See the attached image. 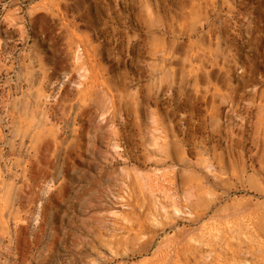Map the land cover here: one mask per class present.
I'll return each instance as SVG.
<instances>
[{
  "label": "rangeland",
  "instance_id": "1",
  "mask_svg": "<svg viewBox=\"0 0 264 264\" xmlns=\"http://www.w3.org/2000/svg\"><path fill=\"white\" fill-rule=\"evenodd\" d=\"M0 264H264V0H0Z\"/></svg>",
  "mask_w": 264,
  "mask_h": 264
}]
</instances>
